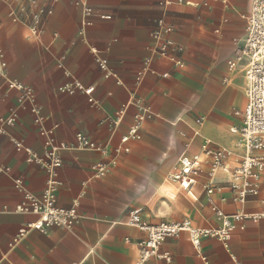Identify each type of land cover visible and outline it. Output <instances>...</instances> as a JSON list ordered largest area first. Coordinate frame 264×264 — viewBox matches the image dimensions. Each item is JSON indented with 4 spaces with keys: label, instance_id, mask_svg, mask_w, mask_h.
Wrapping results in <instances>:
<instances>
[{
    "label": "crops",
    "instance_id": "0c3cea01",
    "mask_svg": "<svg viewBox=\"0 0 264 264\" xmlns=\"http://www.w3.org/2000/svg\"><path fill=\"white\" fill-rule=\"evenodd\" d=\"M74 2L0 0V49L7 65L0 77V118L17 114V123L0 133V169H8L0 172V264H136L146 234L127 224L133 210L153 225L189 220L212 229L221 225L213 208L226 216L264 212V178L257 182L258 194L243 203L234 201L230 189L233 169L245 157L237 130L246 94L245 61L233 68L228 62L242 47L251 0ZM85 6L93 10L88 25ZM38 8L46 12L41 32L32 35ZM159 20L172 28L164 34L173 45L164 57L155 53L157 42L151 37ZM98 60L110 76L105 77ZM145 61L149 64L136 81ZM7 80L32 88L41 127L69 147L61 152L57 192V205L75 206L78 213L69 230L52 226L18 235L38 218L15 211L22 195L14 179L35 195L42 192L45 173L27 162L25 149L42 155L44 147L33 115L18 105ZM73 81L93 87V103L81 92L59 90ZM144 107L150 114L138 138L127 143V153L115 152ZM77 133L106 152L76 148ZM13 140L23 149L16 150ZM204 143L228 152L211 180L210 159L200 149ZM181 155L200 161L188 190L170 179ZM253 155L264 158V151ZM97 163L108 165V173L98 177L92 169ZM201 250L207 264H264V221L237 222L229 241L204 238ZM159 252H169L170 264H204L186 233L166 239ZM145 264L166 263L151 258Z\"/></svg>",
    "mask_w": 264,
    "mask_h": 264
},
{
    "label": "built area",
    "instance_id": "2783aa9c",
    "mask_svg": "<svg viewBox=\"0 0 264 264\" xmlns=\"http://www.w3.org/2000/svg\"><path fill=\"white\" fill-rule=\"evenodd\" d=\"M51 1V0H49ZM34 3L33 1H31ZM80 0H75L78 5ZM165 4L166 0H162ZM46 11L38 8L33 14V24L30 28L32 35L41 32L40 21L41 16ZM50 10L47 14H51ZM93 15V10L89 6H85L84 16L85 24L90 22L88 18ZM101 19H110V16H100ZM172 28L165 25L162 20L156 22L155 29L151 32V37L156 40L155 53L159 57L167 55L169 48L173 47L172 43L165 39L164 34L171 32ZM181 50V48H178ZM245 61V94L246 105L242 112V125L235 131L239 134L240 144L245 150V157L242 162L233 169V183L230 186L234 192V201L243 203L250 196L258 194L257 182L260 178H264V158L253 155L256 151H264V0H251L249 11L245 18V36L242 47L237 51L234 59L228 62V67L233 68L238 62ZM149 62L145 61L142 69L137 73L136 81L142 77L144 70ZM177 67H182L180 61H173ZM98 65L104 71L105 77L110 76L106 69L105 62L98 60ZM6 62L3 59V53L0 49V77L5 76ZM163 74V77H166ZM7 90L17 92V103L21 107H27L34 117V124L39 126L38 134L43 140L44 151L42 155L25 149L27 154V162L39 166L45 173L46 181L42 192L35 195L23 186L20 178L14 179V188L22 195V201L16 208V212L21 214H30L38 219L34 223L27 224L18 232L19 236L25 234L28 230H38L44 232L47 228L55 226L58 228L69 230L77 221L78 213L75 206L70 208H62L57 205V192L61 186L59 179V170L62 166L61 152L69 149V147L61 141L56 140L55 136L41 127L40 117L37 114L38 106L35 94L29 86L16 81L7 80ZM61 92L73 94L81 92L88 97V101L93 103L91 95L93 87H84L80 82L73 81L65 83L59 87ZM124 109L118 112V120L121 118ZM150 114L149 107L140 109L139 113L134 116V122L129 127L128 132L121 137L120 149L127 153L129 151L127 143L138 138V129L144 119ZM17 123V114L12 111L8 116L0 118V133H4L5 127H12ZM16 150L20 151L23 146L20 142L13 140ZM76 148L89 149L99 153H105L106 148L94 141H91L85 135L77 133L75 135ZM201 152L210 159V170L208 172L209 180L213 178L214 171L223 165V158L228 156L225 149H213L208 143L201 146ZM198 156L188 157L181 155L179 157V168L170 175V179L177 182L182 189L188 190L194 184L195 176L199 172ZM98 177H102L108 173V165L97 163L92 166ZM8 171V169H0ZM213 191L210 185L206 186L207 194ZM213 211L221 221L218 228H198L192 225L189 220L180 222H163L160 224H149L140 218V210H133L129 214L127 224L146 234V237L139 243V257L136 264H145L151 258H157L166 264L171 263L169 252H159V247L168 238H173L181 233H186L190 243L198 257L204 264H207L201 250V240L204 238H215L222 241H229L232 232L236 228L237 222L251 221L253 223L264 221V212L246 213L239 211L231 216L224 215L218 208Z\"/></svg>",
    "mask_w": 264,
    "mask_h": 264
}]
</instances>
